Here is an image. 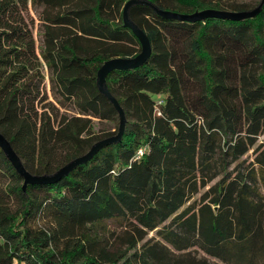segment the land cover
I'll return each instance as SVG.
<instances>
[{"label": "trees", "instance_id": "obj_1", "mask_svg": "<svg viewBox=\"0 0 264 264\" xmlns=\"http://www.w3.org/2000/svg\"><path fill=\"white\" fill-rule=\"evenodd\" d=\"M127 1L0 0V133L30 174L116 134L94 132L93 120L117 118L96 73L140 52L122 26ZM146 1L182 14L252 8ZM29 5L42 7L38 53ZM129 15L151 54L106 76L126 118L120 141L25 191L0 151V264H264V5L239 22L169 20L146 5Z\"/></svg>", "mask_w": 264, "mask_h": 264}, {"label": "water", "instance_id": "obj_2", "mask_svg": "<svg viewBox=\"0 0 264 264\" xmlns=\"http://www.w3.org/2000/svg\"><path fill=\"white\" fill-rule=\"evenodd\" d=\"M135 5H146L162 18L181 22L195 23L205 21L206 19H220L239 22L256 17L262 10L264 0H261L255 8L248 11L232 12L215 9H204L201 11H195L191 14L163 11L146 0H128L123 5L121 11L122 26L130 30L137 39L140 45V52L132 58H114L107 60L102 63L96 73V87L98 92L108 100L117 114L118 127L116 134L96 141L85 154L72 159L52 174L32 175L23 167L20 158L14 152L10 142L0 133V151L10 163L16 174L22 178L23 191H25L28 185L54 184L59 182L64 177L68 176L69 173L77 166L88 162L102 148L120 141L125 131L126 118L122 107L110 94L107 88L106 76L112 71L131 70L141 67L151 54V46L147 36L130 19L129 11Z\"/></svg>", "mask_w": 264, "mask_h": 264}, {"label": "rangeland", "instance_id": "obj_3", "mask_svg": "<svg viewBox=\"0 0 264 264\" xmlns=\"http://www.w3.org/2000/svg\"><path fill=\"white\" fill-rule=\"evenodd\" d=\"M206 1H212V2H219L223 4H242V5H250L252 6L251 9L255 8L261 0H206ZM254 6V7H253ZM250 9V10H251ZM41 12H42V7L34 8L32 6H28L26 11L23 12L22 18L24 19L25 23L28 26V30L32 33L33 39L35 41V46H36V52L38 53L39 49L38 47L41 44L42 38H41V32L43 30V25L42 22L40 21L41 17ZM45 91L46 95L48 97V101L52 102V97L49 92L48 85L45 84ZM60 112H63V110H60ZM71 115H74L75 113L73 112L72 109L68 111ZM93 125H94V132L95 134L100 133L102 130L106 132H112L117 130L118 127V118H116L114 121H101L98 122L97 120H93ZM251 157H248L247 160H251ZM152 236V233L149 234V237ZM200 256H204L201 252H198ZM210 261L217 262L216 260L208 258Z\"/></svg>", "mask_w": 264, "mask_h": 264}, {"label": "built area", "instance_id": "obj_4", "mask_svg": "<svg viewBox=\"0 0 264 264\" xmlns=\"http://www.w3.org/2000/svg\"><path fill=\"white\" fill-rule=\"evenodd\" d=\"M140 154H141V152H140Z\"/></svg>", "mask_w": 264, "mask_h": 264}]
</instances>
